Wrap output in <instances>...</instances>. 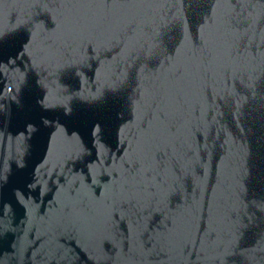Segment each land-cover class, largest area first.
<instances>
[{
  "label": "water",
  "instance_id": "95a60500",
  "mask_svg": "<svg viewBox=\"0 0 264 264\" xmlns=\"http://www.w3.org/2000/svg\"><path fill=\"white\" fill-rule=\"evenodd\" d=\"M67 11L0 0V264H264V4Z\"/></svg>",
  "mask_w": 264,
  "mask_h": 264
},
{
  "label": "snow or ice",
  "instance_id": "6c2138e0",
  "mask_svg": "<svg viewBox=\"0 0 264 264\" xmlns=\"http://www.w3.org/2000/svg\"><path fill=\"white\" fill-rule=\"evenodd\" d=\"M37 4H46L49 0H35ZM153 2V0H59V6L63 9H67V14H61L59 22L56 24V28L67 27L72 31L82 30L94 26H102L107 23L111 26L115 22V12L118 9L125 7H135L146 3ZM254 2L264 4V0H217V4H235L241 5H253ZM251 16V14H250ZM34 35L42 34V24L37 20L34 24ZM133 33L135 28L132 25L127 26L126 36L127 43L125 49L128 50V58L132 59L135 56V67L140 73L146 71L145 60L154 54V46H141L137 52L136 43L133 40ZM4 33L0 30V41H3ZM120 51V49H117ZM69 68L72 65H68ZM249 89L255 87L254 82L247 85ZM67 108V105H65ZM98 131V128H97ZM244 189L241 187L238 189L237 195H242ZM259 208L264 211V199L258 202ZM239 238H235L231 241L230 246L233 251L239 248ZM261 243H264V237H261ZM227 250L224 255L227 258Z\"/></svg>",
  "mask_w": 264,
  "mask_h": 264
}]
</instances>
